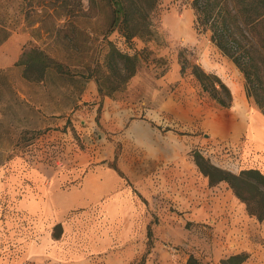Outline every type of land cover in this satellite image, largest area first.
I'll return each mask as SVG.
<instances>
[{
  "label": "rangeland",
  "instance_id": "obj_1",
  "mask_svg": "<svg viewBox=\"0 0 264 264\" xmlns=\"http://www.w3.org/2000/svg\"><path fill=\"white\" fill-rule=\"evenodd\" d=\"M190 2L158 0L148 32L128 39L109 31L110 0H0V37L9 29L0 43V264H136L144 253V264H222L247 254L227 241L243 203L227 182L209 183L193 152L232 173L264 172V129L250 135L248 126L264 110L194 28ZM32 47L50 60L37 81L22 75ZM111 47L137 57L126 82L109 70ZM253 54L247 84L264 102V53ZM192 62L229 89L241 83L240 127L233 94L218 104ZM53 177L65 189L58 219L43 214ZM259 234L251 243L264 248Z\"/></svg>",
  "mask_w": 264,
  "mask_h": 264
},
{
  "label": "trees",
  "instance_id": "obj_2",
  "mask_svg": "<svg viewBox=\"0 0 264 264\" xmlns=\"http://www.w3.org/2000/svg\"><path fill=\"white\" fill-rule=\"evenodd\" d=\"M112 5L109 31L120 27L126 38L142 36L148 32L150 12L158 0H110ZM194 28L208 35L209 40L220 52L231 60L245 78L246 94L253 96L257 105L264 110V102L250 89V65L253 64L256 47L264 53V0H191ZM3 29L0 43L9 35ZM255 47V48H254ZM22 60V75L28 80H41L48 67V56L38 47H32ZM107 64L112 76L126 82L137 68V57L111 47ZM191 71L202 88L221 106L227 107L232 93L225 82L214 72L204 70L200 64L191 63ZM185 65H180L183 73ZM104 96L107 93L101 91ZM110 93H108L109 95ZM194 161L210 184L225 181L234 194L246 204L249 214L264 220V174L257 168L242 169L237 174L211 164L198 152H193ZM150 241L151 230L147 232ZM147 252V251H146ZM246 253H235L222 260V264H247ZM145 263V253L136 264Z\"/></svg>",
  "mask_w": 264,
  "mask_h": 264
},
{
  "label": "crops",
  "instance_id": "obj_3",
  "mask_svg": "<svg viewBox=\"0 0 264 264\" xmlns=\"http://www.w3.org/2000/svg\"><path fill=\"white\" fill-rule=\"evenodd\" d=\"M13 60H15L13 58ZM1 66H6V65H1ZM88 89L91 88L90 85H88ZM230 89L232 91L233 97H234V105L233 107L235 108V110L233 112L230 113V118H232L234 116V120L238 121L240 120L241 117V113L244 110V105L242 104L243 102V96H242V87H241V83L239 81H231L230 82ZM93 96L96 95V93H92ZM94 98V97H93ZM106 101V99H105ZM52 114H58V112H52ZM239 118V119H238ZM60 120H58V122H62L61 118H59ZM243 120V119H242ZM241 122H236L234 123V126H241ZM252 123H250L249 120V129H250V135L251 132L253 131H260L262 130V128L264 129V120H261L257 117H253L252 119ZM228 125L230 126L229 123L224 124L223 128L226 127L228 128ZM263 139L261 140L260 144H264ZM258 169V168H257ZM260 170V169H259ZM261 171V170H260ZM262 172V171H261ZM264 174V172H262ZM56 177V176H55ZM55 177H53V181H51V183L48 185V187L46 186V188H44L45 194H46V201H45V206H44V215H52V217L55 216V218L58 219V214H60V210H62V198L65 195V189H63L62 187L59 186L58 182L55 179ZM33 197V199L35 198V195L30 192ZM70 195V194H68ZM67 195V197H68ZM235 195V194H234ZM236 196V195H235ZM237 197V196H236ZM86 200L88 198H85ZM89 201V200H88ZM243 203L239 204L238 208L235 209L234 211V216L235 214H238L235 216V218L233 219L232 222V226L233 229L230 231V233L228 234L227 237V241L229 242V244H231L232 247H237L238 250H245L247 251L248 254V264H264V248H262L258 243L253 246L252 245V241L256 240H260V234H262V236H264V232L263 231H259L257 228L259 226H261V224H258L259 219L255 216L254 217H250V215L247 212L246 209V204L241 201ZM239 209V212H238ZM47 210H49L47 212ZM47 212V213H46ZM240 213V214H239ZM250 217V218H248ZM257 221V223H256ZM261 221V220H260ZM247 224H249V228L247 227ZM262 228H264V226L262 225ZM230 240V241H229ZM246 245H250V247L246 246ZM240 247V248H239Z\"/></svg>",
  "mask_w": 264,
  "mask_h": 264
},
{
  "label": "bare ground",
  "instance_id": "obj_4",
  "mask_svg": "<svg viewBox=\"0 0 264 264\" xmlns=\"http://www.w3.org/2000/svg\"><path fill=\"white\" fill-rule=\"evenodd\" d=\"M253 121H252V118H250V123H252ZM260 134V133H259Z\"/></svg>",
  "mask_w": 264,
  "mask_h": 264
}]
</instances>
